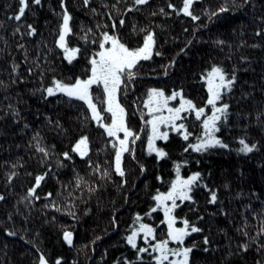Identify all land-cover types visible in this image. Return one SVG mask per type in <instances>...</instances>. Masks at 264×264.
Instances as JSON below:
<instances>
[{
    "label": "trees",
    "instance_id": "1",
    "mask_svg": "<svg viewBox=\"0 0 264 264\" xmlns=\"http://www.w3.org/2000/svg\"><path fill=\"white\" fill-rule=\"evenodd\" d=\"M29 4L21 21H15L9 17L18 11V0H0V264H38L40 254L48 264L58 259L61 264H153L147 253L138 261L126 237L138 227L134 221L139 215L141 222L158 226L157 239L164 238V216L161 209L151 212L156 207L152 197L169 190L177 165L183 178L201 174L200 186L191 193L193 202L174 211L202 229L185 239L186 247L196 245L189 264H264V235H259L264 223V0H250L243 7V0H195L190 11L198 20L177 14L183 0H148L135 7L132 0H90L87 7L83 0H65L72 16L69 47L80 49L71 63L55 43L60 0ZM221 5L229 11L212 16ZM28 24L36 29L34 35H28ZM113 24L114 34L130 48L141 46L147 32L154 33V53H161L141 61L136 78L118 92L127 125L140 137L130 145L134 151L123 154V177L114 170L115 142L90 118L87 106L45 91L54 78L66 83L86 79L89 58L99 50L92 41L102 32L113 34ZM258 31L262 34L256 35ZM86 34L87 41L82 39ZM213 65L236 76L232 90L218 102L229 105L227 120L216 133L228 147L185 152L203 134L201 121L189 111L179 123L192 135L186 141L169 132L167 140H157L155 146L167 153L158 158L146 149L149 128L141 120L142 114L147 119L143 102L148 89H160L165 96L180 92L208 112L202 76ZM102 90L92 88L98 109L105 108ZM108 115L102 112L106 121ZM81 136L89 140L83 159L71 151ZM241 138L256 149L240 153ZM37 143L47 157L36 150ZM64 152L71 160L64 159ZM96 165L100 172L94 171ZM104 170L107 177L100 174ZM38 175L45 179L36 196L28 197ZM78 177L83 178L79 187ZM210 191L217 194L215 203H209ZM65 230L73 234L71 245L63 237ZM137 244L147 247L141 239Z\"/></svg>",
    "mask_w": 264,
    "mask_h": 264
},
{
    "label": "snow or ice",
    "instance_id": "2",
    "mask_svg": "<svg viewBox=\"0 0 264 264\" xmlns=\"http://www.w3.org/2000/svg\"><path fill=\"white\" fill-rule=\"evenodd\" d=\"M133 6L145 5L148 0H132ZM195 0H183V7L180 11L184 15L190 16L193 20H198L199 17L194 15L190 11ZM250 0H243L244 4H248ZM90 0H83V4L87 7ZM19 8L18 11L9 19L15 21H21L26 10L29 9V0H18ZM33 5H41V0H31ZM61 23L59 25L57 39L55 41L56 46L63 51L64 59L71 63L77 58L80 49L78 47H69L68 38L73 34L71 27L72 16L69 13L65 0H60ZM115 7V6H113ZM169 8H173L172 4L168 5ZM133 8H128L127 11H132ZM95 12V9L92 10ZM229 8L226 5H221L220 8L211 13L212 16H216L219 13L227 12ZM163 13L164 10L160 9ZM155 14V13H154ZM111 18V17H110ZM120 24H124V20H120ZM29 31L28 35H34L36 29L33 25H25ZM99 27V26H98ZM113 34H109L107 31L102 32L100 39L93 40L92 43L98 44L99 50L94 52L92 57L89 58L90 64V75L86 79L77 77L74 83H66L64 81L53 79V87H47L45 91L48 96L55 95L57 92L62 93L69 98H75L82 101L90 111V118L98 123L99 127H102L108 137H112L118 141L119 147L113 145L115 149L114 156V170L115 172L123 177L125 172L122 168V158L125 152H133L134 149L130 145L134 146L136 141L140 139L127 125L126 122V110L119 103L117 94L121 90L122 85L131 83L136 78V71L141 61L151 59L152 55H161L160 52L155 51V37L154 33L147 32L143 37V44L136 48H130L126 43L122 42V38L115 35L116 25H112ZM20 28H16V32H19ZM91 32V29L88 30ZM144 32V29H140ZM261 32H257L256 35H261ZM87 41V34L82 37ZM217 44H223V41H216ZM15 70V69H14ZM167 71H165V75ZM202 79L206 81L208 98L206 101V107L211 106V114L206 115L205 107H197L191 100L184 99L180 92H173L169 96H165V93L156 88H150L147 91V99L144 100L143 106L147 109L146 115L149 119H144V114L141 115V120L144 125L151 127V133L148 136V148L150 152H155L158 158L165 157L167 153L155 146L156 140H167L168 131H161V125L165 128L170 127L172 131H176L181 134L184 140H188L189 136L192 135L188 132L183 123H177L186 117L182 116V113L191 110L195 113V118L201 121L202 136L197 137L198 143H189L188 147L184 149L187 152L189 149L195 152H207L212 148H227L220 138L217 137L216 133L219 131V123L227 120L229 105L227 103L218 106V102L222 100L223 95L227 94L232 90L233 85L236 81L235 72L229 76L228 73L222 67L213 65L211 70L208 71ZM93 85L102 86L103 89V103L106 105L103 109H98L97 103L95 102L98 98L94 97L91 92ZM180 96V104L178 107H168V101L175 99ZM166 109L168 112L167 116L162 114L163 110ZM102 112L110 113V123L105 122L106 118L102 116ZM158 113H160L158 115ZM18 115V113H17ZM264 115V114H262ZM27 127V125H25ZM123 133V138L119 136ZM39 133L33 137L37 139ZM239 144L242 146L238 149L240 153L248 154L253 152L257 145L246 143L245 139L241 138ZM36 150L43 153L45 157L48 156V151L37 143ZM71 151L78 154L82 159L88 155L89 152V140L87 136H81L76 143L72 146ZM65 160H71V155L68 152L62 153ZM95 172H100V166L96 165L94 168ZM143 171V168H141ZM180 166H176V178L171 181L169 190L167 192H158L152 197L153 201L156 202V207L151 209L154 213L158 209L163 210L164 219L161 221L162 224L166 225V233L163 239H157L156 227L148 223L141 222V217L136 216L134 224H138V227H134L131 234L126 237V242L134 249L137 253V260H142L141 253H147L152 256L153 264H189V256L193 249L196 247L193 244L192 247L185 246V239L193 233H199L202 231L201 228L191 223L188 219H180L174 215L175 209L180 207L185 201H192V191L194 187L200 186L201 174L195 172L186 178L179 175ZM103 177L109 175L107 170L100 173ZM12 175H15L13 173ZM46 175V174H45ZM45 175H38L35 178V185L28 190V197L36 196V189L40 186L42 180L45 179ZM11 179V177H10ZM83 180L82 177L77 179V187ZM206 188L207 186L204 185ZM94 189H90L92 191ZM49 196L51 193L48 194ZM38 198V197H36ZM4 199L0 196V200ZM177 201L180 203L178 204ZM217 201V194L215 191H210L209 203H215ZM170 202V203H169ZM149 216L151 213L148 214ZM202 219V217H201ZM182 224V227H177V223ZM10 235L12 233H9ZM72 232L65 230L63 237L65 241L72 244ZM142 235L144 244L147 247H140L137 244V237ZM244 235H247L245 232ZM259 235H264V223L261 225ZM151 241V242H150ZM208 237L204 238L203 243L209 244ZM170 244L177 245L176 247H170ZM244 250H247L248 245H242ZM205 251L208 249L205 248ZM155 254V255H153ZM38 264H48L46 257L43 254L39 255ZM56 264H61L58 259ZM125 264H133L131 261H125Z\"/></svg>",
    "mask_w": 264,
    "mask_h": 264
},
{
    "label": "rangeland",
    "instance_id": "3",
    "mask_svg": "<svg viewBox=\"0 0 264 264\" xmlns=\"http://www.w3.org/2000/svg\"><path fill=\"white\" fill-rule=\"evenodd\" d=\"M206 82V81H205ZM95 86H98V85H93L92 86V88L93 87H95ZM53 87V86H52ZM100 87H102V86H100ZM92 88H91V92H92ZM103 91V90H102ZM59 92H57L56 94H58ZM59 94H62V93H59ZM62 95H64V94H62ZM64 96H66V95H64ZM167 96V95H166ZM66 97H68V96H66ZM184 98V97H183ZM75 99V98H74ZM117 99H118V101H119V97H118V94H117ZM147 99V98H146ZM180 99H181V97L180 96H177L175 99H173V100H170V101H168V107H178L179 106V104H180ZM185 99V98H184ZM104 106L106 107V105L104 104ZM145 111H146V113H147V109L145 108ZM189 111H191V110H187V111H185V112H183V113H186V114H188V112ZM182 113V114H183ZM205 113H206V115H210L211 114V106H209V110H208V112L207 111H205ZM109 115H108V118H107V121H105V122H107V123H110L111 122V120H110V113H108ZM160 113H158V115H159ZM162 114L164 115V116H167L168 115V112H167V110L166 109H164L163 110V112H162ZM193 115H195V113L193 112ZM147 116V115H146ZM150 117H148L147 116V119H149ZM177 123L179 124V121H177ZM148 133H147V138H148V136L150 135V133H151V127L150 126H148ZM161 131H168V133L169 132H176V131H172L171 130V128L170 127H168V128H165L163 125H161ZM119 136L121 137V138H123V133H120L119 134ZM112 138V137H111ZM112 140L115 142V144H116V146L117 147H119V145H118V141L117 140H115L114 138H112ZM148 141V140H147ZM157 141V140H156ZM155 141V142H156ZM146 149H148L149 150V148H148V142H147V147H146ZM170 203V202H169ZM162 210V209H161ZM162 213H163V210H162ZM177 226V225H176ZM178 227V226H177ZM143 240V238H142V235L140 236V237H137V241L138 240ZM170 247H176L177 245H175V244H170L169 245Z\"/></svg>",
    "mask_w": 264,
    "mask_h": 264
}]
</instances>
